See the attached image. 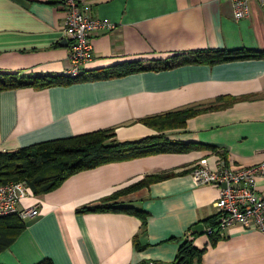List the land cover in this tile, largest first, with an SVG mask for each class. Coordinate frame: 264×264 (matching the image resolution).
Returning <instances> with one entry per match:
<instances>
[{"label": "crops", "instance_id": "0c3cea01", "mask_svg": "<svg viewBox=\"0 0 264 264\" xmlns=\"http://www.w3.org/2000/svg\"><path fill=\"white\" fill-rule=\"evenodd\" d=\"M82 11L108 18L113 28L91 37L92 53L81 68L93 69L133 59H164L197 48L264 49V4L247 0L248 14L235 19L229 0H79ZM65 12L58 0H0V71L65 73L70 67L63 41ZM221 107L199 112L184 126L162 132L169 139L202 141L183 152H157L80 170L42 195L20 197L18 207L36 204L0 263L169 264L188 229L202 264H264V230L234 224L204 231L215 215V184L197 183L192 163L220 152L239 164L264 158V58L185 63L126 75L41 88L0 90V149L97 128H114L115 139L158 133L138 119L184 106ZM211 144L215 146H211ZM177 174L120 194L114 200L142 208L144 221L122 211L78 213L143 175ZM186 170L181 173V171ZM264 191V175L255 178Z\"/></svg>", "mask_w": 264, "mask_h": 264}, {"label": "trees", "instance_id": "16d2710c", "mask_svg": "<svg viewBox=\"0 0 264 264\" xmlns=\"http://www.w3.org/2000/svg\"><path fill=\"white\" fill-rule=\"evenodd\" d=\"M246 57L264 58V49L197 48L186 52H177L164 59H133L93 69L80 67L76 75L73 76L66 73L24 74L19 71H0V90L22 86L41 88L51 85H65L75 81L111 78L131 72L163 69L185 63L211 64ZM219 107L221 106L218 103L212 102L205 106H184L140 117L138 119L140 122L155 128L158 133L138 138L115 139L113 128L107 127L40 140L13 149H0V183L24 181L28 193L38 196L56 188L71 174L103 163L136 158L157 152H185L201 144L207 145L202 141L169 139L159 131L182 127L188 117ZM211 146L215 145L211 144ZM220 154L226 155L224 151H221ZM184 171L186 170L181 171V173ZM175 174L177 173L173 170L145 174L140 180L125 186L119 192L102 197L99 202L82 204L76 207L75 211L78 213L122 211L136 215L143 222L147 213L142 208L114 199L120 194L132 192L152 181ZM215 217L216 214L209 218L213 226V231L210 233L211 243H215L219 237L216 235L218 234V223L215 221ZM26 218H20L16 213L0 215V251L12 245V242L24 229ZM197 233L196 230L188 229L184 239L177 246L174 259L169 264H192L195 260L200 261L206 247H198L193 243L192 237ZM34 264H52V259L46 257Z\"/></svg>", "mask_w": 264, "mask_h": 264}, {"label": "built area", "instance_id": "2783aa9c", "mask_svg": "<svg viewBox=\"0 0 264 264\" xmlns=\"http://www.w3.org/2000/svg\"><path fill=\"white\" fill-rule=\"evenodd\" d=\"M235 18L248 13L247 0H229ZM264 4V0H259ZM65 12L64 36L68 41L70 67L66 74L76 75L81 64L90 59L92 53V35L100 28H113L114 22L108 18H95L82 11L79 0H58ZM191 173L197 181L225 183L215 201L218 229L239 224L264 230V191H257L255 178L264 174V160L251 165H231L220 160L216 167L209 166L205 158L195 161ZM28 193L24 181L0 183V215L16 213L20 218L36 215L34 205L17 207V201ZM213 226L206 230L211 232ZM142 264H164L153 259ZM192 264H202L194 261Z\"/></svg>", "mask_w": 264, "mask_h": 264}, {"label": "rangeland", "instance_id": "374dc122", "mask_svg": "<svg viewBox=\"0 0 264 264\" xmlns=\"http://www.w3.org/2000/svg\"><path fill=\"white\" fill-rule=\"evenodd\" d=\"M248 14V13H247ZM246 14V15H247ZM242 16H244V15H242ZM242 16H239L238 18H240V17H242ZM235 18V17H234ZM238 18H235V19H238ZM113 128V127H112ZM113 131H114V128H113ZM219 158L218 159H216V161H215V165L214 166H211L209 163V166L210 167H212V168H214V167H216V165L219 163V161L220 160H223V161H227V162H229L231 165H244V164H239V163H236V162H234V161H232L231 159H229L226 155L225 156H222L221 154L218 156ZM202 158H205L206 159V161H207V158L206 157H202ZM200 159V158H199ZM264 160V158L261 160V161H263ZM261 161H258V162H256V163H259V162H261ZM208 162V161H207ZM194 164H195V161L192 163V165H191V167H190V169H189V172H190V174L192 175V177H193V174L191 173V171H192V168L194 167ZM254 164V163H253ZM248 165H251V164H248ZM264 174H262L261 176H263ZM258 177V176H257ZM194 178V177H193ZM140 180V179H139ZM194 180H195V178H194ZM197 183H209V184H215L217 187H218V195H217V197H216V199L213 201V205H214V207H215V209H216V205H215V201L217 200V198H218V196H219V193H220V188L221 187H224L225 186V183H217V182H213V181H209V182H202V181H197V180H195ZM136 182V181H135ZM125 187V186H124ZM124 187H122V188H124ZM28 195H30V193H27L26 195H24V196H21V197H25V196H28ZM35 207H36V209H37V212H38V207H37V205L35 204L34 205ZM208 225H211V223H209ZM208 225H206V227L208 226ZM212 226V225H211ZM206 227H205V229H204V231L203 232H205L206 234H210V233H212V231H213V229H212V231L211 232H208L207 230H206ZM147 260H149V259H147ZM154 260V259H153ZM146 261V260H145ZM156 261V260H155ZM196 261V260H195ZM160 262V261H159Z\"/></svg>", "mask_w": 264, "mask_h": 264}, {"label": "water", "instance_id": "95a60500", "mask_svg": "<svg viewBox=\"0 0 264 264\" xmlns=\"http://www.w3.org/2000/svg\"><path fill=\"white\" fill-rule=\"evenodd\" d=\"M63 41H65V44L68 42L66 37H63Z\"/></svg>", "mask_w": 264, "mask_h": 264}]
</instances>
